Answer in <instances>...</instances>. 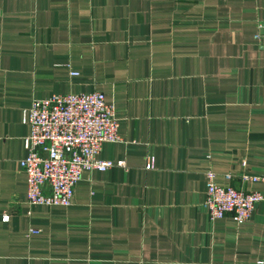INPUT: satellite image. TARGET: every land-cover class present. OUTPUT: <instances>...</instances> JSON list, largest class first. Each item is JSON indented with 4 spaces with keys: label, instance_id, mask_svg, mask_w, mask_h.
Segmentation results:
<instances>
[{
    "label": "crops",
    "instance_id": "0c3cea01",
    "mask_svg": "<svg viewBox=\"0 0 264 264\" xmlns=\"http://www.w3.org/2000/svg\"><path fill=\"white\" fill-rule=\"evenodd\" d=\"M258 18L264 0H0V264H260L264 198L241 223L201 206L206 169L264 196L238 177L264 173ZM90 90L118 120L97 157L123 164L28 203L22 109Z\"/></svg>",
    "mask_w": 264,
    "mask_h": 264
},
{
    "label": "built area",
    "instance_id": "2783aa9c",
    "mask_svg": "<svg viewBox=\"0 0 264 264\" xmlns=\"http://www.w3.org/2000/svg\"><path fill=\"white\" fill-rule=\"evenodd\" d=\"M252 37L264 45V18L254 21ZM21 119L29 125L22 142L26 153L19 158V165L25 172L26 200L30 204L68 206L83 170H104L123 164L122 159L97 157L104 141L118 138L112 101H107L100 90L56 92L33 98L22 109ZM238 177L241 181L264 183V173H240ZM205 179L201 206L210 220L229 214L235 223H241L255 203L264 198L257 190L216 183L211 169L205 170ZM3 218L7 219L8 214ZM38 231L28 228L30 233ZM257 263L264 264V251Z\"/></svg>",
    "mask_w": 264,
    "mask_h": 264
}]
</instances>
